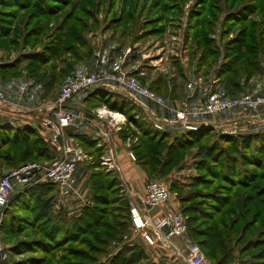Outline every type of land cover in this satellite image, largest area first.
<instances>
[{
	"label": "trees",
	"instance_id": "trees-1",
	"mask_svg": "<svg viewBox=\"0 0 264 264\" xmlns=\"http://www.w3.org/2000/svg\"><path fill=\"white\" fill-rule=\"evenodd\" d=\"M72 1H0V6L6 9L0 12V48H17L20 43L22 48L40 46L38 51L23 53L11 63L0 64L2 79L7 76V71H17V67L25 62L28 75L36 84H41L44 91L50 92L73 72L74 63L87 56V50H82L86 49L82 34L86 32L84 17L89 16L87 11L91 4L83 6L77 0L73 4ZM175 1L154 0L146 6L147 0H137L127 19L136 25L138 18L134 11L143 3L139 15L159 13L156 18L143 22V27L149 26L144 31L145 35L152 33L161 37L166 30L167 18L171 17L169 14L181 10L182 0L179 4ZM126 2L127 11L129 2ZM67 8L71 9L60 18L59 15ZM23 12L27 13L23 27L17 29L14 23ZM75 12H79V16ZM219 15L222 16L221 38L238 27L234 37L224 42L223 55L217 51L213 38ZM55 18L58 19L50 29ZM188 19L185 37L190 34L196 45L193 54L197 68L202 67L206 73V70L217 66L220 88L229 95L221 98L238 95L244 83L263 71L264 0H197ZM66 55L71 59L64 57ZM178 71L183 74L181 69ZM156 83L165 94L168 88L166 80L159 78ZM104 93L107 92L98 90L91 93L87 102L92 108L106 105L110 110L126 115L128 121H134L133 114L139 112L128 100L108 93L111 98L102 99ZM141 122L138 134L135 133L138 139L131 150L149 177L166 173L173 163L181 159L180 153L202 145L210 132L208 127H198L171 138L168 132L155 130L151 124ZM129 134L135 135L129 126L124 127L121 136L125 138ZM223 143L226 148L220 146ZM81 145L94 157L86 163L90 173L91 206H85L81 214L72 219L65 212L54 214V186L39 182L15 192L3 211L0 234L6 238L24 234L29 238L12 244L11 249L17 254L38 255L36 258L32 256L31 264H93L96 255L104 254L109 243L119 237L121 229L131 227L129 201L118 194L119 180L99 171L100 150L87 141ZM199 148L205 152L211 165L203 161L197 164L198 171L203 174L196 176L191 194L182 198V204L186 205L182 214L187 216L188 232L212 264H229L237 246L250 235L238 250V255L263 247L256 253L258 259L254 264H264V185L260 184L264 180V173L260 172L264 168V132L237 136L223 134L219 136L218 144L215 142L204 149ZM52 160L46 144L33 128L12 129L0 125V166L3 169L17 168L30 161ZM215 182L220 184L213 192L197 190L198 185L211 188ZM194 199H199L200 204L191 203ZM258 225L260 230L255 232ZM142 259L140 248L123 247L108 264H139Z\"/></svg>",
	"mask_w": 264,
	"mask_h": 264
},
{
	"label": "rangeland",
	"instance_id": "rangeland-1",
	"mask_svg": "<svg viewBox=\"0 0 264 264\" xmlns=\"http://www.w3.org/2000/svg\"><path fill=\"white\" fill-rule=\"evenodd\" d=\"M77 1L80 4H82L83 6H88V4H91V5L88 6L89 10L87 11L89 16L84 17V21L86 22V32H84L82 34L83 38L86 41V49L84 48L82 50H87V56L82 58L81 63L84 62L83 64H80V62H77V64L74 63L75 68H74L72 73L75 74L76 73L75 69H78V67H80L79 70L81 69V71L78 72L79 75L80 74H90V73H94V72H102V71L113 75V74H116V72H118L119 70H123V71L127 72L128 74H130L128 71H126L124 69H119L120 67H118V65H117V67L116 66L109 67V65L102 66L104 64V61H102V60L106 59L108 57H111V56L103 55V54L104 53L105 54H111V51L114 53V50L116 51L117 55L119 54V52H121V50H123V51L125 50L124 52L126 53L128 48L130 47V44L133 41H140L136 45L137 54L139 55V54H145L146 53L149 55L148 58L155 60V58H158L160 56V55H158L156 57H151V56L156 54V52L154 51L156 49V47H154V41L157 38V39H161V40L166 39L165 41L167 42V44H169L170 42L176 41L178 43V46H177L178 50H180V49L181 50H187V52L180 53V54H181V56L183 55V57L184 56L187 57L188 61L186 64H185L186 61H183V63H182L181 61H179L180 59L178 57H174L173 53L171 52L172 48L170 46L168 48L166 47L163 50L165 53L162 56V58H163L162 61H157L156 63L152 62V64L149 65L150 67H148V66L144 67V69L147 70V72H149L148 75H149L150 79H152V78L155 79L156 75L160 74V73L162 74V72H163L162 70H164L166 68H171V70H173L174 66H176V67L182 66L185 73H186V69L188 67L190 69H192L193 71H195V69H197V72H193L194 74L190 75L189 72L187 74H185L182 71V73H183L182 75L181 74L180 75L175 74L174 78L170 77L171 79H170L168 87L172 86V84H175L177 86L179 93L181 90L186 91V89H187V91H189L188 88H190V90H192V88H196V89L198 88L201 91H204L203 89L206 88L207 91L203 94H206L205 97H208L209 95H207V94H209L210 91H213L215 88H217V86H221V84L218 81V78L216 76L217 66L216 67L214 66L210 70H206V73L204 74V76L202 74H199V73H201V71H202L201 69H203V68L202 67L200 69L197 68L196 56L193 54V50L196 49V45L194 44V42L192 40V36L190 34L187 38L185 37L186 32H187V25L189 24V19H188L189 13L191 11V8L194 6V4L197 0H182V2H180V0L175 1V2H178V4L180 2V4L182 5L181 10L176 11L175 13L169 14L171 17H169V15H167V17H169V18L166 17L168 19L167 20L168 22L165 24L166 30L164 32V35L161 37H159V35H154L152 33H148L147 35H145L146 33H144V31L146 32L149 29V26L143 27L142 26L143 22L147 21L148 19H151L152 17L156 18L159 13H151L150 15H147V16H145V13L143 15H139L138 11H139V9H141L143 3L139 4V6H138L139 8L137 9V11H134L135 16L138 18L137 24L134 25V23H130V21H128V19H127L128 14L130 13V11H132L133 5L137 0H135V1L134 0H77ZM126 1L129 2V6H127V9H128L127 11L125 10L126 3H127ZM153 1L154 0H147L146 6L151 4ZM74 2H76V0H73L72 4ZM216 3H217V1H216ZM93 5L96 7H93ZM69 9H71V8L65 9L59 15V17L61 18L63 16V14H65ZM3 10H6V9L2 6H0V12ZM75 13H76V16H79V12H75ZM26 14L27 13H24V12L20 13V18L14 23V25L16 26L17 29H21L23 27V24H24V21L26 18ZM81 16H85V15H81ZM58 18H55L54 21L50 24V29L53 28L52 26L55 25V23H56L55 20H57ZM216 22H217V26H216V30L214 32L213 38H214V41H215L216 46H217L216 47L217 51H219V53H221V55H223L224 54V50H223L224 42H226V40L228 38L234 37V34L237 31L238 27L233 32H231L228 36H226L225 38H221L220 37V32L222 30L221 25H220L222 22V16L221 15H219V18L216 20ZM125 26H127V27H125ZM150 28H152V27H150ZM148 32H150V31H148ZM172 38H174V39L176 38L177 40H173ZM32 50L38 51V50H40V46H36V47L27 46L25 48H22L21 43H20L17 48H13V47L6 48V49L0 48V64L11 63V62L15 61L21 54L32 51ZM148 50H149V53L147 52ZM167 51L170 53L166 54ZM81 52H83V51H81ZM170 54H172V56ZM114 56H115V54H114ZM64 57H66L67 59H71L69 55H66ZM64 57H62V58H64ZM115 57H117V56H115ZM100 61H102L103 63L101 64ZM122 62H124V63H122ZM122 62L121 63L123 65L122 64L121 65L124 66V64L126 62L125 59H123ZM148 64H149V62H148ZM25 65H26V63L23 62V64H20L17 67V71H14V70L7 71V76L4 79H2L0 76L1 82L2 81H4V82L12 81L13 82L14 80H17L18 82H20L18 84L19 88L16 90H13L14 88H11V87L4 89V91H7V92H9V94H12L13 98L16 96V99H17L16 104L18 103L20 105H25V103H28V102L34 103L35 101H37L36 99L39 96V98H40L39 102L41 104L39 106L37 105L38 108L45 106L46 104H48L49 102L54 100V98L57 96L61 87H63L65 84H67L71 79H73L77 75V74L72 75V73L69 74L60 83L59 87H56L53 90H50V92H47V91L43 92L42 91L41 95H39L38 93L33 94L34 91H31V87L33 89L37 90L38 85H40V86H42V85L36 84L34 82V80L28 75V73L25 70ZM59 65L60 64H58V66ZM15 74H17V75H15ZM130 75H132V74H130ZM167 79H169V77ZM52 94L55 95L54 98H53ZM238 95H240V94H238ZM238 95H236V96H238ZM4 96H5V99L7 100V96L5 94H4ZM236 96H234V97H236ZM101 97H102V99H106V100L111 98L107 93H104L103 95H101ZM162 98L164 99L166 106L168 107L167 111L170 110V108L173 109L172 107L168 106L169 104L166 102L165 98L164 97H162ZM212 98H220V97H208V98H205L204 101L212 99ZM230 98H232V97H230ZM43 99H44V101H42ZM50 99H51V101H50ZM112 99H113V97H112ZM184 99H185V97H184ZM44 102H46V103H44ZM35 103H38V102H35ZM184 104H186V105H197V104H190L189 99H188L186 102L183 101V103H181L175 109L180 108ZM16 106H18L16 109L24 110V108H22L21 106H19V105H16ZM175 109H173V110H175ZM173 110H171V111H173ZM220 115L221 114H219L217 116H220ZM137 116L138 117L140 116L143 118V115L141 113H137ZM217 116H214V117H217ZM214 117H212V118H214ZM125 118H126V122L124 123V125L122 124L120 126V127H122L120 129H123V127L128 126L129 121H128L126 115H125ZM129 128H131V127H129ZM208 129H210V132L207 135L206 139H204V141H202V143H201L202 145H197V146L193 147L192 149H188L185 152L180 153L178 156H180L181 159L179 161L173 163L167 169L166 173L159 175V176L154 175L150 179V181H158V182L164 183L168 187L169 192H170V196H169V201L165 205V207L171 206V209H169L167 207V209H169V210H173L176 212L183 213V209L186 205L182 204V202H181L182 198L191 194V192L194 190L193 186L195 185L194 181L196 179V176L199 174H203V173H200L198 171V169H197L198 165L197 164L199 162L203 161L208 166L211 165V163H210L211 161L207 158L205 152L201 151L199 147L204 149L208 146H211L215 142L218 144L220 135L230 134L229 131L216 130L213 128H208ZM130 130H132V129H130ZM155 130H157V129H155ZM135 133L138 134V130L136 131V129H135L134 134ZM137 134H135V136H134L135 139L133 137L130 139V141H129L130 144L128 146L129 149H131V147L136 143V141L138 139ZM230 135L237 136L235 134H230ZM220 146H222L223 148L227 147V145L225 143H223ZM96 149L100 150V155H99L100 169H99V171H103L105 173L111 174L112 176H115L117 178V176L115 174H113L112 171H109L106 166L101 165L100 158L105 154V151H104L105 147L100 146V144H99L98 148H96ZM133 154H134V152H133ZM88 156L90 158L85 163L91 162V160H93V158H94V157L90 156L89 154H88ZM135 159H136V157H135ZM17 168L3 169L0 166V177L7 174L6 172H8V171L10 172V171L15 170ZM260 172L264 173V168L262 170H260ZM219 184H220V182H215V185L211 188H203V187L198 185L197 190H200L202 192H213V189L215 188V186H218ZM260 184L264 185V180H262L260 182ZM16 188L17 187L15 186V189ZM15 192H17V191H15ZM118 194L123 195V191H122V188L120 187V185H119ZM87 195H89L90 197H86V199H84V197H83L80 200V203H79L80 209L78 210V212L75 215H73L71 213L73 210H69L68 213H71V214L68 215V213L66 212L69 209L68 207L63 208L61 206L59 209H53L52 208V210H53L54 214H56L58 212H65L67 214L68 218H70V219L78 217L81 214L82 209L85 206H91L93 204L90 191H89V194H87ZM84 200H86V201H84ZM199 202H200L199 199H194L193 201H191V203H199ZM191 203H188V204H191ZM202 208H204V207H202ZM182 215L187 219V216H185L184 214H182ZM258 230H260L259 225L255 226L254 231L256 232ZM187 236L191 242L196 243V239L192 238L189 232L187 233ZM249 236L250 235L246 236L244 238V240L240 243V245L237 246V248L235 249V251L232 254V259H231L229 264H254V262L258 259L257 258L258 255H256V253L263 250V247H258L257 249H254V250H248L241 256L238 255V250L240 249V247H242L244 245V242L249 238ZM19 240L20 241H27V240H29V238H25L24 234L20 235V236L7 237V238L4 237L3 234H0V241L2 244V250H3V254L5 256L4 257L5 260H3L1 262V264H31L32 262L30 261V259L32 258V256H34L33 258L38 257V255H32L30 253L29 254L13 253L12 249H11L12 244L16 243ZM71 246L78 247V245H71ZM96 246H98V244H96ZM123 247L124 248L138 247L143 251V259L139 264H157L158 263V259H156V260L154 259V258H157V254H156L155 250L146 247L143 244V242L141 241V239L139 238V236L134 234L131 230V227L129 226V227H125L124 229H121L119 237L116 238L115 241L109 243L104 254L96 255V258L94 259L95 261L93 264H108L110 259H112V257L115 256L118 253V251H120ZM207 261H208L207 264H212L208 259H207Z\"/></svg>",
	"mask_w": 264,
	"mask_h": 264
},
{
	"label": "built area",
	"instance_id": "built-area-1",
	"mask_svg": "<svg viewBox=\"0 0 264 264\" xmlns=\"http://www.w3.org/2000/svg\"><path fill=\"white\" fill-rule=\"evenodd\" d=\"M101 86L107 90L120 91L146 113L142 99L168 109L161 96L150 91L123 70L113 75L104 71L76 75L61 87L53 101L40 110L45 114L40 123L51 132L48 143L56 153L55 159L50 162H30L0 177V225L3 211L15 191L33 184L46 182L53 185L63 200L78 196L73 186V178L78 168L90 157L78 143L66 135L67 129L77 128L83 122L80 115L66 106L75 97ZM6 105L7 101L0 90V107ZM258 110H264V83L254 93H244L232 98H212L197 105L184 104L172 111L173 120L154 118L153 127L162 131L165 125L175 124L184 130L194 131L200 126L199 122L219 114ZM88 115L101 122L103 127L117 131L126 122L124 114L113 112L107 106L94 108ZM104 136L109 140L108 131ZM128 157L133 162L136 160L131 150H128ZM100 162L120 177L115 147L109 141L106 142L105 154L100 158ZM124 192L126 193L125 188ZM169 196V189L164 183H146L141 196L136 200H129L132 232L139 236L146 247L155 250L157 258L154 259H158L159 264H207L208 261L198 244L191 242L187 236L186 218L180 212L164 209ZM4 257L0 241V264L5 260Z\"/></svg>",
	"mask_w": 264,
	"mask_h": 264
},
{
	"label": "crops",
	"instance_id": "crops-1",
	"mask_svg": "<svg viewBox=\"0 0 264 264\" xmlns=\"http://www.w3.org/2000/svg\"><path fill=\"white\" fill-rule=\"evenodd\" d=\"M173 40H177L176 38H172ZM161 39H157L154 41V47L156 49L154 50L156 52L155 55L151 57H156L160 55L158 58H155V60H152L149 57L148 54H137V43L140 41H133L130 44V47L126 51V53L121 50L119 54H116V51L114 50V53L111 51V54H103L108 55L111 57H108L106 59H103L104 64L102 66L109 65L120 67L119 69H124L128 71L130 74H132L134 77H136L139 82L150 89L151 91L155 92L157 95H160L165 98L166 102L169 104L168 106L172 107L173 109L177 108L181 103L186 102L189 99L190 104H198L205 100V98L208 97H226L229 96L226 91L221 90L220 86H217L213 91H210L208 97H205V93L207 90L204 88V91L199 90L198 88H188L189 91H183L181 90L180 93L177 89V86L175 84H172V86H169L167 88V92L165 94H162V91L158 89V85L156 81L159 78H164L166 82L169 85L170 79L174 78L175 74L180 75L181 73H178L179 69L183 70L182 66L173 67V70L171 68H166L162 70V74H157L155 79L149 78V75L147 70L144 69V67H150L149 65L152 64V62L162 61V56L164 55V49L167 47H171L172 53L174 57H178L182 63L183 61H186L185 64L188 61L187 57L181 56L180 53H185L187 50H178V43L176 41L170 42L167 44V42ZM153 43V42H152ZM174 49V50H173ZM160 51V52H159ZM163 51V52H162ZM179 51V52H178ZM149 53V50L147 51ZM162 52V53H161ZM160 53V54H159ZM170 52H166V54H169ZM117 56L115 57L114 56ZM162 54V55H161ZM172 56V54H170ZM169 55V56H170ZM168 57V56H167ZM123 59H125V64L122 66L124 62ZM100 61L102 64L103 62ZM107 61V62H106ZM122 62V63H121ZM149 62V64H148ZM84 63V62H83ZM80 62V64H83ZM122 64V65H121ZM154 65V64H153ZM181 65V64H180ZM84 66V65H83ZM75 69L76 73H72V75H79V70ZM201 73L204 76L203 69H201ZM174 72V73H173ZM189 72L190 75H193V72H197V69L193 71L189 67L186 69L187 74ZM81 73V72H80ZM213 73V72H212ZM184 74V75H185ZM169 77V79L167 78ZM171 77V78H170ZM143 80V82L141 81ZM208 80V79H207ZM17 80H14L13 82H4L0 81V89L3 91V93L7 96V105L0 107V125L6 126L12 129L19 128V127H31L35 130L36 134L42 138L44 143L46 144L51 156L53 159L56 157V153L53 151V149L49 145V139L51 137V132L43 126V124L40 123V120L45 116L43 112H41V108H38V106L41 104L40 98L36 99L38 103H25V105L16 104L17 99L16 96L13 98L12 94H9V92L4 91L6 88H14L13 90H16L19 88V84ZM264 83V68L263 71L260 74H257L249 79V81L242 86V90L239 92V94L243 93H254L259 90L261 85ZM31 91H34L33 94L38 93L39 95L42 94V91L44 92V88L40 85H38L37 90L33 89L31 87ZM98 89L90 90L84 94H81L77 97H75L73 100L69 101L67 103V108L76 114L80 115L83 118V122L79 124L77 128H69L66 130V135L71 138L73 141L78 143L82 147V142L85 143L86 141L93 145V147L98 148V145L105 147L106 142L109 141V143L113 144L115 147L116 152V163L120 167V177L112 171L113 174H115L120 182V187L122 188L123 195L129 200H136L139 198L144 190L145 184L148 183L151 179V177L147 176V174L142 170V168L138 165L137 161L134 162L131 161L128 157V150H131L128 148V145L130 144L128 141L133 137L135 139V135L129 134L127 137L123 138L121 136L122 129L120 130H113L110 127H103L101 122H97L93 120L91 116H89V111L94 109L91 107V105L87 102V97L93 93L97 92ZM105 91L108 94L117 95L120 97H123L124 99L128 100L130 104L135 107L136 110H138L139 113L143 115L142 117H138L137 114H133L134 121H129L128 126L131 127L132 131L136 129L138 130L139 124H141V121H144L147 124H151L153 126V119L159 118V119H165V120H173L174 115L170 108V110L167 111L166 108H162L155 103L147 100L142 99V102L145 105V109H147V113L139 106L135 105L133 102H131L123 93H121L118 90H107ZM183 91V92H182ZM53 98H54V94ZM187 96V97H186ZM185 97V99H184ZM44 98V97H43ZM44 101V99L42 100ZM51 101V99H50ZM48 102V101H47ZM46 103V102H44ZM19 105L24 110H18L16 109ZM38 105V106H37ZM43 105V104H42ZM41 105V106H42ZM106 106V105H102ZM98 108V107H97ZM109 109V108H108ZM112 111V110H111ZM118 112V111H113ZM121 113V112H118ZM123 114V113H122ZM151 114H153V117H151ZM136 120V121H135ZM199 127H208L213 128L216 130H224L229 131L230 134L235 135H247V134H256L260 132H264V110H258L256 112H230V113H223L220 116L214 117V118H208L205 119L203 122H199ZM122 128V127H121ZM124 128V127H123ZM109 132V140L104 136L105 132ZM162 131H166L171 135V138H174L175 136L181 135L183 132L187 131L184 130L179 125H165ZM83 148V147H82ZM132 148V147H131ZM105 151V150H104ZM132 151V150H131ZM9 172V171H8ZM6 172V173H8ZM89 171L86 169V163L81 165L78 170L76 171L74 178H73V186L76 190V193L78 196H71L67 200H63L59 197L57 190L54 188L53 191V202H52V208L53 209H59L61 206L63 208L68 207L69 209L65 211L68 213L69 210H73L71 213L75 215L78 210L80 209L79 203L80 200L84 197H90L89 195ZM123 184V185H122ZM126 193L124 192V188ZM87 188V189H86ZM86 201V200H84ZM85 203V202H84ZM65 206V207H64ZM168 206L164 207V209H167ZM171 209V206L168 207ZM167 209V210H169ZM71 213H68L70 215Z\"/></svg>",
	"mask_w": 264,
	"mask_h": 264
},
{
	"label": "water",
	"instance_id": "water-1",
	"mask_svg": "<svg viewBox=\"0 0 264 264\" xmlns=\"http://www.w3.org/2000/svg\"><path fill=\"white\" fill-rule=\"evenodd\" d=\"M97 89H98V90H101V91L105 90V88L102 87V86H101V87H98Z\"/></svg>",
	"mask_w": 264,
	"mask_h": 264
}]
</instances>
